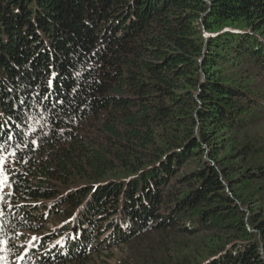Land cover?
Returning a JSON list of instances; mask_svg holds the SVG:
<instances>
[{"label":"trees","instance_id":"16d2710c","mask_svg":"<svg viewBox=\"0 0 264 264\" xmlns=\"http://www.w3.org/2000/svg\"><path fill=\"white\" fill-rule=\"evenodd\" d=\"M1 155L19 264H264V0H0Z\"/></svg>","mask_w":264,"mask_h":264},{"label":"rangeland","instance_id":"374dc122","mask_svg":"<svg viewBox=\"0 0 264 264\" xmlns=\"http://www.w3.org/2000/svg\"><path fill=\"white\" fill-rule=\"evenodd\" d=\"M8 160L4 156H0V215L3 213L2 206L6 203V194L9 192V181L8 174L6 173L5 164H7ZM6 213V212H5ZM3 233V228L0 221V238ZM116 253L112 251L111 254ZM107 255H100L96 258V263L108 261V258L105 257ZM0 264H19L17 261V255L14 253V247L10 244L6 238L0 240Z\"/></svg>","mask_w":264,"mask_h":264}]
</instances>
